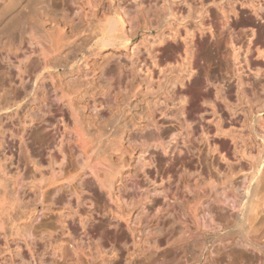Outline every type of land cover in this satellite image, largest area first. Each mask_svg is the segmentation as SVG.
Masks as SVG:
<instances>
[{
	"label": "rangeland",
	"instance_id": "374dc122",
	"mask_svg": "<svg viewBox=\"0 0 264 264\" xmlns=\"http://www.w3.org/2000/svg\"><path fill=\"white\" fill-rule=\"evenodd\" d=\"M42 1L0 0L1 83L41 70L31 33L56 21L67 43L0 119V264H264V0ZM121 15L122 37L99 43ZM75 127L102 195L81 187ZM22 129L29 150L10 156Z\"/></svg>",
	"mask_w": 264,
	"mask_h": 264
},
{
	"label": "bare ground",
	"instance_id": "6f19581e",
	"mask_svg": "<svg viewBox=\"0 0 264 264\" xmlns=\"http://www.w3.org/2000/svg\"><path fill=\"white\" fill-rule=\"evenodd\" d=\"M45 1H48V0H45ZM45 1H44V3L46 5ZM44 12L45 11H43V13ZM44 15H45V13H44ZM46 15H47V13H46ZM125 22H126V19L121 15V18L119 17V19H116V17H115V19L109 20L107 22V24L105 23L104 25H102L100 27V29L98 30V34L101 35L98 42L99 43L101 42L102 44H108V43H114L117 40H119L123 35V31L122 32L118 31V25L121 24V26L123 27ZM57 23L58 22L55 21L51 27V29L52 28L53 29L52 30L46 29L44 34L37 35L36 33H31L29 35V37L26 38V40H27L26 50L29 52V54L35 53L38 55V60H39V65H41V70L37 71L36 67L30 68L29 70H27L26 65L22 63V65H20L18 67V70L16 69L17 70L15 72V74H17L16 80L11 81L8 84H6L4 82L3 83L0 82V119L2 118V115H5L4 113L7 114L8 111H11V109L15 108V111H17L18 107L21 106V103L19 100L22 97L27 99L28 100L27 102L34 100L37 97V94L40 92L39 90L41 89V87L45 86L44 79L51 74V68L57 66V64L64 63V57L66 56V53H67V52H65L66 51L65 45L67 43L64 42V31H62V28L59 27V25H58L59 23L58 24ZM27 58H29V57H27ZM37 67H38V65H37ZM5 74L6 73H4V72L1 73L0 77L4 78ZM3 81H4V79H3ZM48 84H51L50 90L52 91V96L49 95V98L50 97L58 98L57 97L58 96V88H57V86H55V83H53L51 81V83H48ZM18 85L21 86L24 89V91H21V89L18 88ZM26 85L27 86L29 85V87H27ZM46 90H47V88H46ZM46 104L48 105L49 103L46 102L45 105ZM69 109L71 111L69 110V114H68L69 116H67V117L69 118L70 122L74 123V122H76L77 118L72 113V111H73L72 108H69ZM64 116L66 117L65 112H64ZM7 125L8 124H6V127H7ZM9 127H10V125L7 128L9 129ZM22 128H24V127H22ZM18 135H19L18 140L15 141L14 139L13 140L7 139L4 142L6 147H7V150L10 152V156L14 155L12 152V149L15 147L16 143L19 144V147H18L19 153H20L22 146L26 149V151L29 150L28 131L26 132V131H24V129H22L18 132ZM67 135H69L68 138L71 139L75 150L80 151L83 155H85V156H83L84 160L82 158L83 161H81V163H80V167L84 168L81 172L82 173L81 178L79 177L81 179L80 180L81 187L85 188L86 190L88 189L90 192H93V194L102 195L103 192L101 193V191L98 188V183L100 181L99 168L96 166L95 163H91L88 161L87 151H88V147H92V145H91L92 139L91 138L88 139L86 137L85 133L82 132L78 127H75L72 132L71 131L67 132ZM85 158H86V161H85ZM54 163H56V161L53 162V166L51 168L53 171H55ZM33 164H34V168L37 171L38 170V164H39L38 161L37 162L34 161ZM10 165H11V167H12V165H14V162H12V160H11ZM14 167L17 171H19V169L21 167L19 160H18L17 164L14 165ZM6 168L7 167L3 168L4 171L2 172V174H0V177H5L8 174V171H6ZM88 172H90L92 175L84 178L83 175L85 173H88ZM59 173H60L59 171L56 172V175ZM69 184L70 183H64V185H69ZM77 189H74L73 192L76 193V197H77V199H79L81 196L80 195L81 193ZM7 209H8V207H7ZM79 221L83 222L81 219H79ZM71 225H72V221H71V223H70V221L64 222V233L66 232L67 229H69L71 227ZM79 229H80V226H77V231ZM32 230L33 229H29L27 231L28 237H30L31 241L36 237V235L34 234L35 232H33ZM87 232L90 233L91 230L88 229ZM70 234H72V233L69 232V233H67V237L64 236V241L66 242V244H68V245H66V244H64V245H66L69 248L71 247L72 249H76V244H75L76 238ZM42 235H43V233H42ZM42 237H44V236H42ZM30 239H28V240H30Z\"/></svg>",
	"mask_w": 264,
	"mask_h": 264
}]
</instances>
